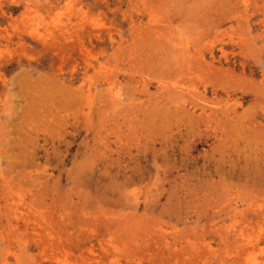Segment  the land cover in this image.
I'll list each match as a JSON object with an SVG mask.
<instances>
[{"label": "rangeland", "instance_id": "obj_1", "mask_svg": "<svg viewBox=\"0 0 264 264\" xmlns=\"http://www.w3.org/2000/svg\"><path fill=\"white\" fill-rule=\"evenodd\" d=\"M0 264H264V0H0Z\"/></svg>", "mask_w": 264, "mask_h": 264}, {"label": "bare ground", "instance_id": "obj_2", "mask_svg": "<svg viewBox=\"0 0 264 264\" xmlns=\"http://www.w3.org/2000/svg\"><path fill=\"white\" fill-rule=\"evenodd\" d=\"M168 87V86H167ZM172 88V87H171ZM83 94V93H82Z\"/></svg>", "mask_w": 264, "mask_h": 264}]
</instances>
